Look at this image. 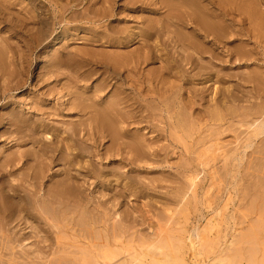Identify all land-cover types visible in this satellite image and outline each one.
<instances>
[{"label":"bare ground","instance_id":"1","mask_svg":"<svg viewBox=\"0 0 264 264\" xmlns=\"http://www.w3.org/2000/svg\"><path fill=\"white\" fill-rule=\"evenodd\" d=\"M45 1H48L51 6H47ZM97 4L98 2L93 3V1L90 0L87 6L84 7L85 12H83L80 8L81 3H79L78 0H69L65 5H62L58 0H25L21 3L19 0H0V75L1 79H3V85H0V102L7 98L8 94L14 90L13 83H15L16 88L25 86V83L20 82V76H22L25 66L20 65L22 66L20 68L22 72L19 68L17 71L14 69L11 70L7 66L6 67L10 70L3 69L6 65L5 58L8 57L7 59H9L13 56L14 58H18L19 55L27 57V52L30 51L29 53H31V49H29L30 44L36 42L39 48V55L36 57V60H38L36 65H40L38 68H41L39 69L40 71H38L37 80L44 82L47 79L51 80L55 78V80L58 79L57 81L60 83L62 80L65 81L66 88L64 91H66V93L62 89H59V91L48 90L49 93H53V91L57 93L58 99L67 98L68 101L66 102H69L68 104H60L54 111L55 115L57 111L58 114L62 113L60 108L65 104L68 105V111H74L71 114L78 113L80 115L79 120L75 119L71 124L64 125V127L66 126L64 128L55 127V122L53 123L54 119L46 113L47 110L45 111L43 105L36 109L37 111L35 110L38 118L30 116L33 114V112H29L32 108H29V110L26 108L23 109L14 102L8 103L11 108L9 107L7 110L2 109L4 112H0V130L4 129L2 134L8 135V139H11L10 143H13L11 147L21 148L30 145L31 148L28 151L19 149L16 153H11L6 156L3 160L0 159V224H14V222L16 223L17 221L31 218L32 221H34L35 211L39 212L41 218L45 220H48L51 216L50 213H53L52 216L56 219L60 216L56 217L54 213L69 212L72 214V220H70V223L68 222L69 225L66 224L60 227L58 224H53L57 229L56 232L70 233L74 242L77 243L81 241H88L91 243L93 239H90L89 233L92 232L89 231L95 229L99 230V228L108 230L110 227L112 229L114 226L109 222L113 221L112 217L114 215L120 218V221L124 223L129 214H127L125 209L122 211L119 210L120 208L122 209V204L129 195L128 192L132 190L135 184L144 186L147 183H145L144 178L140 177V175L128 176V171L122 167L123 164L128 165L129 163L134 165L138 170H141L144 169V165L146 166L149 164L150 160L156 162L155 159L158 158V155L154 152V147L151 145L153 140L148 137L149 133L147 134L145 133L146 131L144 132L142 126L143 123H149V116L145 114V112L149 111V114L151 110L154 112L155 110L163 112L166 110L164 108L165 106L167 109L172 110L173 107L174 110L179 108L178 110L181 113L187 114V112L184 111L193 108L194 102L192 103V100H187L184 96H182V100L178 102V96L175 94L180 92L183 85L179 83L181 87H177L176 84H174L175 82H169L168 79L169 75L175 70L179 73L182 72V81L185 79L189 82L198 80L204 85L200 91H197L198 94L192 91L194 96L192 95L191 98L200 96L204 99L210 88L214 87L213 85L218 83H232L224 89L221 87L217 88L216 85L215 88L217 89H214L216 92L214 98L215 104L218 106L220 103H223L225 106L229 102L236 104L241 101H247L250 103L251 111L246 112L242 120L247 121L250 116L255 115L263 117L262 119L258 118L256 121L254 120L250 123L249 127L252 128V132L245 140L244 148H252L255 146L254 144L256 141L260 140L261 146L259 147L262 148V151L258 153H261L262 156L259 160L264 161V70H262L261 67L251 68L250 70L251 66L248 63L257 60V55L260 54V50L258 52V49H264V0H128L123 3H119V0H102L98 8L96 7ZM51 8H53V10H51ZM128 11L136 14L142 13L144 17L141 16L139 17L140 19L136 16L129 17L128 15L123 17V14ZM90 13L93 14L92 17L89 15ZM146 14L150 16L147 17ZM152 15H159V18H154ZM83 21H85V25L82 24ZM106 21L108 23H106ZM56 23L62 26V30L60 33L58 32L54 40H52L51 38L55 31V28L52 26H55ZM78 32L84 35L80 36L77 34ZM71 36H74L76 40H81L80 43H77L79 45L75 46L74 51H70L67 46L62 45L67 40L69 42V37ZM14 38L19 40L18 44L13 42ZM13 45L15 47H13ZM57 45L60 46L57 47ZM40 46L44 47L40 48ZM36 49L34 51H36ZM164 55L166 59L163 58ZM207 57L210 61H203V59ZM48 62H50V67H48L51 69L49 71L45 70L47 71L46 73L42 70V65ZM157 63L160 64L158 67L150 68L148 72L145 71L148 65H156ZM244 65L249 66L250 71L248 73H241V70L240 72L236 71L238 73L232 72V70L240 69ZM61 68H69L70 70L69 74L66 75L65 73L64 78V74L60 72ZM46 77L47 79H45ZM147 82L150 85L149 88L146 86ZM211 82L213 85H209ZM174 89H176V91ZM213 96L214 95H212V97ZM206 97L208 98V96ZM149 99L150 101H148ZM256 99L259 100V103L254 101ZM145 102L147 105L144 104ZM2 106L3 105H0V107ZM24 107H27V105ZM226 107H228V105ZM21 108L23 110H20ZM148 108L151 110H148ZM153 111L152 113L154 115ZM214 111L216 114L217 110ZM213 115L214 113H212V119L214 118ZM216 116L217 120H219V114H216ZM171 118L173 117L171 116ZM187 123V120L183 118L180 119L178 123L173 124L179 125L180 128H186ZM52 129H54L53 132L51 131ZM176 136L177 135H175V138ZM107 143L109 144L107 145ZM255 156L257 157L258 155ZM87 158L89 163L86 161V166L83 162L85 161L84 159ZM116 161L120 163L110 168L108 164ZM252 161L250 160V163ZM24 162H27V164L26 169L23 170L22 176L18 175L20 178L12 177L14 167ZM53 166H59V168L55 167L58 172L51 175L49 172ZM259 166L260 165H258V168ZM237 169H239V167ZM108 172L110 176L107 174V179H103L102 176ZM191 172L194 175L195 172ZM250 174L251 173H249V176ZM49 177H51L49 181L50 185L45 191L43 186H45V180ZM111 177L114 179H111ZM120 177H127L130 183H125L124 187L117 184V186H115L114 181L121 182V184L123 183V181L119 180ZM257 177L260 178L259 175ZM90 181L92 182L90 183ZM98 181L100 183V190L93 192V200L89 197V193L86 192L90 186L92 187L95 183L97 184ZM163 183L164 182H162V184ZM149 186L155 187L154 182L151 181ZM6 188H9V191H5ZM38 188H40V190H38ZM42 191H44V194H41ZM109 195L111 196L108 197ZM255 195L257 196L256 198L259 197L257 193L254 194V197ZM256 198L255 200L257 201ZM96 199H98V202L93 209H95L99 215L94 214L92 217H82L81 209L90 208ZM180 201L181 197L179 199V202ZM153 203L156 204V202ZM261 205L259 206L261 207ZM47 211L50 213H47ZM42 212L48 215H45V217ZM79 217L80 220L82 218L81 222L78 220ZM63 218L66 219V217ZM29 224L32 225L33 223ZM82 225H85L86 229L81 228L84 227ZM119 225L118 222V226ZM32 226L34 227V225ZM119 227L120 230L116 231L117 233L112 229V231H114L113 233H108L106 237L103 235V239L105 238L108 244L113 241L115 242L120 236L126 233L125 227L121 225ZM35 228L37 229L36 226L34 229ZM174 228H176L177 232L178 228L173 227V229ZM36 229L34 232H36ZM0 231L1 235L2 230ZM40 231L39 229L37 230V232ZM11 232H13V228ZM96 232L97 231H95V233ZM95 233L92 234V238H94L93 236ZM98 233H101V231ZM30 234L32 233L30 232ZM34 234L32 235L33 237L39 235L34 236ZM166 234H168V231ZM166 234H163V237ZM100 236L101 234L98 236L99 241ZM188 236L189 239L192 240V246L195 248L194 241L200 237L198 229L195 227ZM59 237L61 241H66L63 237L62 240L61 234L58 236V240H60ZM249 238H251V236ZM61 241L59 243H61ZM237 241L241 240L237 239ZM57 242L58 241H56V243ZM93 243L90 244V246L93 245ZM169 243L167 242L166 245ZM44 244H47V242ZM119 244H121V242H119ZM39 245L41 248L44 247H42L41 243ZM105 245L108 247L107 244ZM126 245H128V243ZM132 245L133 243L130 246ZM139 245H141V243ZM2 246H5L6 249V245ZM98 246L96 248H100ZM103 246L101 247L102 249H104ZM8 247L9 246H7V248ZM10 247L7 249L8 251ZM154 247L152 249H154ZM28 248H31V245ZM44 248L48 249L47 247ZM127 248L129 247L127 246ZM144 248L146 247L144 246L142 249ZM12 249L13 248H11V250ZM112 249L117 251V249L113 247ZM33 250L34 249L31 251ZM45 250L44 252H46ZM97 250L99 251V249ZM130 250L128 252H132ZM75 251L76 250H74V252ZM100 251L99 253L97 252L99 256L102 254ZM114 252L110 250V253ZM119 252L120 251H118V253ZM157 252L160 254V249H157ZM78 253H80V251ZM58 254L61 255L60 253ZM172 255L174 256V254ZM54 256H52V260ZM74 256L76 255H73V257ZM55 257L60 258V256ZM101 257H104V255ZM115 257H117V260L119 259L118 256ZM56 258H54L53 262ZM90 258L92 257L90 256ZM49 259L48 263L50 261L52 262V260L49 261ZM88 259L87 257V263L96 260L94 258H92V260ZM110 259L114 261L112 257H110ZM168 259L165 260L168 261ZM63 260H61V262ZM66 261L69 260H65V263ZM72 261L73 260H71V262ZM97 261L101 263V260ZM53 262L51 264H55ZM77 262L81 264L80 260ZM24 263L26 264V262ZM31 263L34 264L33 262ZM156 263L158 264L157 260ZM181 263L184 262L181 261ZM1 264H7V262L4 263L2 261ZM102 264L104 263L102 262Z\"/></svg>","mask_w":264,"mask_h":264},{"label":"rangeland","instance_id":"2","mask_svg":"<svg viewBox=\"0 0 264 264\" xmlns=\"http://www.w3.org/2000/svg\"><path fill=\"white\" fill-rule=\"evenodd\" d=\"M23 1H25V0H19L20 3ZM58 1L62 5H65L66 2H68L69 0H58ZM89 1L90 0H78V2L81 3L80 8L83 12H85L84 7L87 6ZM92 1H93V3L98 2V4L96 5L97 8L100 7V5L102 3V0H92ZM127 1L128 0H119V3H123V2H127ZM45 2L47 3V6H51V5H49L50 3L48 1H45ZM51 10H53V8H51ZM89 15L92 17L93 14L90 13ZM126 15H128L129 17H135L136 16L139 18L143 14L142 13L136 14V13H131L128 11L127 13L123 14V17ZM146 16L148 17L150 15L146 14ZM142 17H144V16H142ZM152 17L159 18V15H152ZM131 19H133V18H131ZM52 23H53V21H52ZM106 23H108V22L106 21ZM82 24L85 25V21H83ZM87 25H89V24H87ZM52 27L55 28V31H54V35L51 39L54 40V38L58 34V32L59 33L61 32L62 26L56 23V25L55 26L53 25ZM77 34H79L80 36L84 35L81 32L80 33L78 32ZM17 40L18 39L14 38L13 42L18 44L19 40L18 41ZM80 42H81V40H79V39L76 40L74 36H71V37H69V42L67 40L62 45L67 46L68 50L74 51L75 46L79 45L77 43H80ZM15 43H13V44L16 45ZM14 45H13V47H15ZM58 46H60V45H57V47ZM263 46H264V42H263ZM42 47H44V46H40V48H42ZM29 49H31V53H29L30 51H28V48H27V51H28L27 57H24V56L22 57L19 55L18 58L17 57L14 58V56L9 58V59H7L8 57L5 58V64L6 65L3 69L10 68L11 70L14 69V70L18 71L22 66H25V68L23 69L24 75L22 74V76H20V82L25 83L24 84L25 86L21 87V88L20 87L16 88L15 83H13L14 84V90H12V92H10L8 94L7 98L3 99L0 102V105H3L2 107H0V112L1 111L4 112V110L9 109L10 105L8 103L14 102V103H16V105H18V106L20 105L19 107H22L23 109L26 108L27 110H29V108H32V110L30 109L29 112H33V114L30 115L32 117L34 116L33 118H38V116L36 115V113H37L36 109H38L39 107H41L43 105L45 108V111L47 110L46 113H48L52 117V119H54L53 123L55 122L54 123L55 127L56 126L57 127H64V125L71 124L73 121H75V119L79 120L80 115L78 113L77 114H71L74 111L71 112V111L67 110L68 105H66V104L69 103V102H66V101H68L67 98L58 99L57 93H54V91H53V93H51V92L49 93V91H48L49 89L50 90H56V91H59V89H62L64 91L66 88L64 80H62V82H61L64 85L61 84L60 82H58L57 81L58 79L55 80V78H52L55 81H53L52 79L51 80L47 79V77L45 78L47 80H45L44 82L37 80L38 79V77H37L38 71H40L39 69H41V68H38L40 65L39 66L36 65V63L38 61V60H36V57L39 55L38 43L32 42L29 46ZM35 49H36V51H34ZM259 50H260V54L257 55V60L256 61L253 60L252 63L248 62L249 65L251 66L250 70H251V68H256V67H258V68L261 67L262 70H264V51H263L264 49L260 48V49H258V52H259ZM163 58L166 59V56L164 55ZM203 61L207 62L210 60L207 57L206 59H203ZM44 64L42 65V70L43 71H45V70L49 71L51 69V68H49L50 62L44 63ZM20 65H22V66H20ZM159 65H160L159 63H157L156 65H148L145 68V71L148 72L150 70V68L158 67ZM44 67H46V68H44ZM10 69H8V70H10ZM240 70L242 71L241 73H248L250 71L249 66L244 65L240 69L232 70V72L238 73V72H240ZM236 71H238V72H236ZM21 72H22V70H21ZM45 72L47 73V71H45ZM60 72L64 74V76L62 75L64 78L65 73H66V75L69 74L70 70H69V68H61ZM181 73L182 72L179 73L176 70L173 71V73H171L168 77L169 82H172V83L175 82L174 84H176L177 87H179L180 84L182 83L183 86L182 87L180 86L181 87L180 92L177 93L178 95L175 94L176 96H178V102H180L182 100L181 99L182 96H184L185 98H187V100H192V103L194 102L193 108L189 109L188 110L189 112L184 111V112H187V114L181 113L178 110L179 108L174 110V107L172 110V109H167L164 106V108L166 110L163 112L160 110H155V112H154L153 110L148 108V110H151V113L149 114V111H148V112H145V114H147L149 116V118H148L149 123L148 124L143 123L142 126L144 129V132L146 131L145 133H147V134L149 133L148 137L151 138V140H153L151 145L154 147V152L158 155V158L155 159L156 162L150 160L149 164H147L146 166L144 165V169H141V170H138L134 165H131L129 163H128V165L123 164V166H122L125 168V170L128 171V176L140 175V177L144 178L145 183H147L144 186H140V184H135V185L133 184L134 186H133L132 190H130L128 192L129 195L125 198V201L122 204L123 205L122 209L120 208V210H119V211H122L125 209L127 214H129L126 217L125 222L122 223L120 221V218H118L115 215L112 217L113 221L109 222L110 224H113L114 227L112 229H114L115 232L120 230L119 226L121 225V226L126 228V233H124L123 236H120V238L115 241L116 243L113 241V242H110L108 244V241L105 238L103 239V235L106 237V235L108 233L111 234V232L113 233L114 231H112L111 227L108 230H105V229L103 230V229L99 228V230L98 229L93 230L94 232L89 231V232H92V233H89L90 239H93L91 243L88 241L87 242L81 241V242L77 243V242H74V240L72 239L73 237L70 235V233L56 232L57 229L53 226V224H58V226H60V227L66 225V224L69 225L70 220H72L71 219V217H72L71 213H69V212L68 213L56 212V213H54V214H56V217L60 216L61 218L59 217V218L55 219L52 216L53 213H50L47 211V213H50L52 217L48 216L49 217L48 220H45V219L41 218L39 212L35 211L34 212L35 218H33L34 221H32V218H31V219H26L27 221L22 220V221H17L16 223L14 222V224L13 223H11V224H0V227H1L0 230H2V233L0 235V238H1L0 239V247H1L0 248L1 249L0 250V259L1 260L0 261L1 262L2 261L4 263L7 262V264H12V263L16 264L17 262H18L17 264H19V263L25 264L24 262H26V264H32L31 262H33L34 264H51L53 262L54 258H56L55 256H57V257L60 256V258L59 257L56 258L57 260L55 259V261L53 263L60 264L62 262L65 263V260H69L70 263H69V261H66L65 264H80L79 262H77L80 260L81 264L82 263L83 264H85V263L86 264H97V263H100L97 260H101L100 264H102V262L104 264L105 263H107V264H112V263L113 264H116V263L119 264L120 261H121L120 264H123V263L134 264V262H135V264H157L156 263V260H157L158 264H164V262H165V264H167V263L168 264H187V262H188V264H264V201H263L264 200V197H263L264 196V191H263L264 190L263 189L264 188V178H263L264 161L259 160V158H261V156H262L261 153H258V152L262 151L261 150L262 148L259 147V146H261V144L259 142L260 140L256 141V143L254 144L255 146H253L252 148H248L250 150L244 148L245 140L247 139V137L252 132V128L249 127L250 123H252L254 120L256 121L258 118L262 119L263 117L255 115V116H250L247 119V121H243L242 117H244V114L246 112L251 111L250 103L247 101L239 102L241 104H239V103L234 104L233 102H229L227 104L228 107H226L227 105L224 106L223 103L222 104L220 103L218 106L215 104L214 98L216 96V92L214 89H217L220 87L224 89L227 86L231 85L232 83H227V84H219L218 83V84L213 85V83L211 82V83H209V85H213L214 87L212 86L213 88H210V90L207 92L206 96H208V98L206 96L204 99H202L200 96H197V97L195 96V97L191 98V96L193 95L192 91H194L195 93L198 94L197 91H200V89L204 85L198 80H195L196 83L191 82V81L189 82L186 79L182 81ZM2 80L3 79H1V75H0V85H3ZM146 84L145 85L148 86V88H149V86H150L149 83L147 82ZM39 85L42 87H40ZM216 85H217V88H215ZM174 90L176 91V89H174ZM64 92L66 93V91H64ZM185 92H187V93H185ZM212 95H214V96L212 97ZM207 99H209V100H207ZM148 101H150V99ZM254 101L258 102L259 100L256 99ZM62 103H66L63 107L60 108L62 113L58 114V111H57V114L55 115V112H54L55 109L58 108L60 106V104H62ZM144 104L147 105L146 102ZM26 105H27V107H24ZM22 108L20 110H23ZM2 109H4V110H2ZM167 110L169 113L167 112ZM214 110H217L216 114H219V120H217V118H216L217 116H216ZM152 111L154 112V115H153ZM211 112L214 113L213 119H212V113ZM226 114H228V115H226ZM157 116H158V118H157ZM171 116L173 118H171ZM57 117H59V118H57ZM159 117H161V118H159ZM183 118H185V120H187V122H188L186 128H180L179 125L173 124V123H178L180 121V119H183ZM60 119H62V120H60ZM190 119H192V120H190ZM60 124H62V125H60ZM55 127H53V128H55ZM53 130L54 129H52L51 131L53 132ZM170 130H171V132H170ZM0 131H1L0 132L1 133L0 134L1 135L0 136V149H1L0 150V159L3 160L9 154L16 153L19 149L22 151H28L31 148L30 145H26L24 147H21L22 149L20 147L12 148L11 146L13 143H10L11 139H8V135L2 134L4 129H1ZM175 132H176V134H175ZM173 133H174V136H173ZM188 134H189V136H188ZM149 135L152 136L153 138L150 137ZM175 135H177L176 138H175ZM181 137L183 140L181 139ZM1 139H3V140H1ZM55 139H56V135H55ZM179 140H181V141H179ZM55 142H56V140H55ZM108 144L109 143H107V145ZM257 147H259V148H257ZM254 151H255V153H254ZM255 155H258V156L260 155V156L256 157ZM253 159H255L256 161L255 160L252 161ZM84 160L85 161L83 163L85 165L87 163H89L88 158L84 159ZM250 160L253 163L252 162L250 163ZM86 161H87V163H86ZM158 161H159V163H158ZM118 163H120V162L116 161V162H112L111 164H108V165L110 168H112V167L117 166ZM26 164H27V162H24V163L19 164V166L14 167L12 177L20 178L19 176L20 175L22 176L23 170L26 169ZM253 164H254V166H253ZM258 165H260L259 168H258ZM55 167L59 168V166H53L49 172L51 175H54L56 172H58L57 168H55ZM238 167H239V169H237ZM255 167H256V171H255ZM249 168L251 169V171ZM257 169H258V171H257ZM51 171H52V173H51ZM191 171L195 172L194 175ZM246 172H247V175H246ZM248 172L251 173L250 176H249ZM105 174L103 175L104 177L102 176L103 179H107L108 175L110 176L109 172L105 173ZM134 174H137V175H134ZM257 174L260 176V178L257 177L258 176ZM261 175H262V177H261ZM190 178H191V180H190ZM256 178L257 179L259 178L260 180L258 179L259 180L258 181ZM50 179H51V177H49L45 180L46 183H45V186H43V189L45 191L48 189V186L50 185V182H49ZM111 179H114V178L111 177ZM253 179H254V181H253ZM119 180L123 181V183L121 184V182L114 181L115 186L120 185V186L124 187L125 183H130V181L128 180L127 177H120ZM255 180H257V181H255ZM151 181L154 182L155 187L149 186L151 184ZM161 181L164 183L162 184ZM91 182L92 181H90V183ZM257 182H258V185H257ZM98 183H99V181H98ZM98 183L97 184L95 183L94 185H92V187L90 186L86 192V193H89V197L91 199H93V195H92L93 192L100 190L99 189L100 183L99 184ZM254 184H255V186H254ZM146 185H147V187H146ZM252 187H253V189H252ZM257 188H258V190H257ZM8 189L6 188L5 191H7ZM38 190H40V188H38ZM252 190H253V192H252ZM247 191H249V192H247ZM254 192L257 193V195H259L258 198H256L257 197L256 195L254 197V194H255ZM41 194H44V191H42ZM133 195H135V196H133ZM246 195H248V196H246ZM110 196L111 195H109L108 197H110ZM180 197H181V201L179 202ZM255 198L257 199V201L255 200ZM129 199L132 201H130ZM97 202H98V199H96V201L93 202V205H91L92 208L90 207L88 209H81V212H82V213L80 212L81 216L82 217H86V216L92 217V216H94V214L99 215V213L96 212L95 209H93ZM153 202H156V204ZM260 202H263V203H260ZM252 203H254V204H252ZM261 204L263 205V209H262ZM259 205H261V207ZM84 208H86V207H84ZM259 210H261V211H259ZM260 212H262V213H260ZM147 213H148V215H147ZM175 213H176V215H175ZM42 214L44 216L48 215V214L43 213V212H42ZM134 214H135V216H134ZM144 214H145V216H144ZM159 214H162L164 216L159 215ZM247 214H249V215H247ZM22 215H25V214H22ZM259 215H261V216H259ZM62 216L66 217V219L63 218ZM140 216H142V217H140ZM168 216H170V217H168ZM67 217H69V218H67ZM137 217H138V219H137ZM20 218H23V217H20ZM76 218H77V216H76ZM160 219H162V220H160ZM78 220H80V217L78 218ZM81 221H82V218H81L80 222ZM117 221L120 224L119 226H118ZM29 223H33L32 225H34V227L35 226L37 227V229L35 228L36 232H34L35 231L34 227ZM116 223H117V225H116ZM27 224H29V225H27ZM173 224H174V226H173ZM82 226H84V227H81V228L86 229L85 225H82ZM165 226H166V229H165ZM173 227L178 228L177 232H176V228L173 229ZM195 227L198 229V233H199L200 237L197 240L194 239L195 240L194 241L195 242V245H194L195 248H194L192 246V243H191L192 240L189 239L188 235H189V233H192V231ZM12 228H13V232H11ZM27 228H28V230H27ZM40 228H41V231H40ZM147 228H149V229H147ZM38 229L40 232H43V233L37 232ZM131 230H133V231H131ZM166 230L168 231V234H166L167 233ZM95 231H97V232L95 233ZM100 231H101V233H98ZM30 232L32 234H30ZM137 232H138V234H137ZM154 232H155V234H154ZM163 232H166V233H163ZM173 232L178 233V234H174ZM250 232H251V234H250ZM93 233H95L93 236L94 238H92ZM33 234H34V236L38 235V234L39 235L33 237L32 236ZM60 234H61V238L62 237L65 238L66 241L65 240L61 241L60 237H59L60 240L57 239ZM98 234L99 235L101 234L100 241L98 238V236H99ZM163 234L167 235V240L169 239L168 241L166 240V235L163 237ZM136 235H137V237H136ZM248 235H249V237L251 236V238H249ZM29 236H31V237H29ZM42 236L43 237L45 236V237L43 238ZM14 237H16V238H14ZM63 238H62V240H63ZM101 238H102V240H101ZM2 239H4L5 241ZM39 239H41V240H39ZM237 239L241 240V241H237ZM67 240H70V241H67ZM235 240L237 243L235 242ZM56 241H58V242L56 243ZM60 241H61V243H59ZM97 241H99V242H97ZM146 241H148V242H146ZM46 242H47V244H44ZM93 242H95V243H93ZM102 242H103V244H102ZM119 242H121V244H119ZM126 242L128 243V245H126L127 244ZM138 242H140L141 245H139L140 243H138ZM167 242L168 243L170 242L169 244H167L168 246L166 245ZM40 243H41L42 247L44 246V247H47L48 249H46L44 247L41 248L39 245ZM69 243H71V244H69ZM92 243H93V245L90 246V244H92ZM130 243L131 244L133 243V245L130 246L131 245ZM105 244H107L109 248ZM2 245H6V249H5V246H2ZM30 245H31V248H28V247H30ZM169 245H170V250H169ZM7 246H9V247L12 246V247H10L9 251L7 250L9 247L7 248ZM97 246L100 248H96ZM102 246L105 250L101 248ZM127 246L129 248H127ZM144 246L146 248L142 249ZM160 246H162V247H160ZM26 247H27V249H26ZM37 247L38 248L40 247L39 248L40 251L38 250ZM112 247L117 249V251L112 249ZM153 247L155 250L152 249ZM171 247H172V249H171ZM11 248H13V249L11 250ZM92 248H94V249H92ZM232 248H234L235 250ZM2 249L5 251H3ZM32 249H34V250L31 251ZM97 249H99V251L102 250V251H100V252H102V254L101 253L100 254H101V256L104 255V257H101L98 255L99 251ZM109 249L111 250V252H114V251L115 252L110 253ZM130 249H132V250H130ZM150 249L152 252L150 251ZM157 249H160V252H159L160 254H158ZM44 250L46 252H44ZM59 250H61V251H59ZM63 250H64V252H67L68 254L64 253ZM74 250H76V251L74 252ZM129 250L132 252H128ZM167 250H168V252H167ZM172 250H173V252H172ZM6 251H8V252H6ZM56 251H58V252H56ZM79 251H80V253H78ZM118 251H120L119 252L120 254L118 253ZM232 251H234V252H232ZM61 252L64 254H62ZM108 252H109V254H108ZM58 253H60L61 255H59ZM148 253L150 254V256ZM155 253H157V254H155ZM223 253H225V254H223ZM71 254H72V256H71ZM80 254L81 255L83 254V255L81 256ZM110 254H111V256H110ZM172 254H174V256ZM189 254H191V255H189ZM45 255H47V256H45ZM73 255H76V256L73 257ZM84 255L89 258L88 260H92V258H94L96 260L93 259L94 260L93 262L90 261L87 263V257H85ZM6 256L10 257V258H7ZM42 256H44V257H42ZM52 256H54L53 260H52ZM90 256L92 258H90ZM115 256H118L119 259L117 260L116 259L117 257H115ZM191 256H192V258H191ZM75 257L77 260L75 259ZM110 257H112L114 261H112V259H110ZM165 257H167V258H165ZM107 258H108V260H107ZM11 259L12 260L14 259V260L12 261ZM48 259H49V261L52 260V262L50 261L48 263ZM63 259H65V260H63ZM165 259H168V261ZM15 260H17V261H15ZM58 260L60 261V263ZM61 260H63V261L61 262ZM71 260H73V261L71 262ZM84 261H86V262H84ZM181 261L184 263H181ZM1 262H0V264H1ZM152 262H154V263H152ZM64 263H62V264H64Z\"/></svg>","mask_w":264,"mask_h":264}]
</instances>
